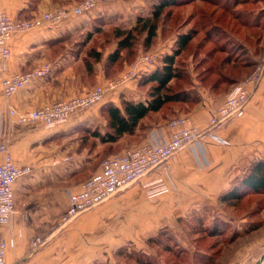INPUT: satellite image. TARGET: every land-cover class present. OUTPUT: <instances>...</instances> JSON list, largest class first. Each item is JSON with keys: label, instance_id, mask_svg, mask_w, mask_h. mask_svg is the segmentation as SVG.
<instances>
[{"label": "crops", "instance_id": "crops-1", "mask_svg": "<svg viewBox=\"0 0 264 264\" xmlns=\"http://www.w3.org/2000/svg\"><path fill=\"white\" fill-rule=\"evenodd\" d=\"M79 1L0 0V4L11 18L27 20L60 7H71ZM261 3L264 4V1ZM111 5H102L91 15L65 21L53 30L40 28L15 33L8 44L11 57L3 63L0 57V144L8 145L17 166L33 168L31 175L19 179L14 186L15 211L10 223L0 225V242L4 240L7 243V264H128L116 253L119 247L127 244L143 246L147 239L166 226L165 223L172 226L175 220L186 217L191 210L223 205L220 196L240 177L241 164L264 160V78L244 117L217 128L210 127V119L236 84L220 95L198 88L202 97L199 104L178 116L188 117L192 125L206 133L205 136L178 152L165 167L142 180L145 183L162 179L154 191L161 190L163 193L150 197L148 190L141 183H136L126 189L123 196L81 214L79 219L77 217L71 222V228L60 229L62 216L68 207V194L80 187L68 186L75 169L72 163L61 162L71 148L60 144L61 139L77 127L100 123L105 127L107 122L100 115L104 104L113 103L121 107L123 98L145 100L137 89L138 79L126 84L112 97V102L106 100L53 128L40 123L18 124L10 116L9 106L19 113L30 112L44 104L83 94L108 80L103 64L94 65L91 72L87 70L84 54L79 52L80 40L70 37L91 31L97 26L93 19L108 18ZM263 41L251 45V50L255 46L261 48ZM70 47L74 48L73 53ZM251 55L256 61V56L260 54L256 55L254 51ZM107 56L104 55V59ZM45 64L53 67L48 77L35 81L8 102L4 99V79ZM91 75L92 84L89 81ZM168 124L160 122L151 127L140 143L155 144L169 139L174 129ZM2 160L0 156V163ZM119 214H127L129 222L140 227L139 233L75 228L86 218L95 219L98 223L100 219ZM35 237L44 239L39 249L31 247ZM263 242L261 240L256 245H263ZM256 264H264V258Z\"/></svg>", "mask_w": 264, "mask_h": 264}, {"label": "trees", "instance_id": "trees-1", "mask_svg": "<svg viewBox=\"0 0 264 264\" xmlns=\"http://www.w3.org/2000/svg\"><path fill=\"white\" fill-rule=\"evenodd\" d=\"M201 1L205 7L198 9L196 13L199 17L198 21L191 29L177 35L174 40V50L171 55H166L163 58L162 65L158 68L155 67L154 71L142 77L139 90L145 93L146 99L136 101L123 98L121 107L113 103L104 104L101 113L107 122L105 131L97 130L91 133L87 130L93 140H97L103 146H109L110 150L113 145L124 140L132 142L131 144H141L140 142L151 127L160 122H170L178 118L179 114L188 113L199 104L202 97L198 88H204L215 95H220L232 85L239 83L245 74L251 72V67H254L255 64L251 58L248 59V54L240 53V58L232 57L233 55L229 54L228 33H230L229 30L232 31L231 29L235 30L236 28H238V32H241L242 28L251 30V45H257L264 37V23H260L262 18L260 14L263 15L264 12H259L254 20L255 23L249 25L248 22H240L239 13L236 9H232L233 6L238 7L239 4H244L242 1L235 0L230 6L222 5L216 0ZM194 2H198V0L190 1V3ZM253 2L255 3L256 0ZM178 6H181L178 0H160L155 4L156 9L153 16H138L134 27L116 29L114 33L116 46L106 59H104V50L98 51V47H91L87 53H83V61L87 70L91 72L94 65L100 63L104 65L108 79L118 76L124 66L126 67L128 63L132 64L140 56H136V60L132 59V51L133 56L137 52V35L145 34L146 48H151L158 38L159 22L162 15L168 8ZM226 13L232 16L227 22L224 21ZM197 17L192 15L191 21L196 20ZM89 42L90 40L87 41V43ZM87 43L80 44L79 52H84ZM255 49L257 51L256 46ZM242 58H245V61H241ZM89 81L91 84L94 83L92 75ZM251 196L264 197V160L252 163L249 173L240 182L235 179L231 188L220 196V202L227 207L237 208L241 202L247 201ZM206 219L203 214L197 217L199 223H204ZM210 226L212 225L203 226L204 229L201 231L209 234L210 237L223 235L222 227L215 225L214 231H209ZM257 228L256 225L251 230H257ZM192 233L199 235L195 231ZM202 237L199 235L194 242H202ZM170 238L168 241H174L173 248H175L177 240L175 237ZM150 239L148 241L155 242L156 240L155 237ZM196 246L193 253L187 251L186 248L179 247L182 254L178 252L177 255H181L180 257H176V249H172L174 256L171 259H174L175 262L181 261L183 256L187 263L197 261L198 264H207L205 263L207 260L201 257V251L197 249L198 245ZM167 251L170 254L168 249ZM217 256L218 251L212 259L215 260ZM134 261L135 264H154L149 257L146 259L135 258ZM175 262L174 264H176Z\"/></svg>", "mask_w": 264, "mask_h": 264}, {"label": "rangeland", "instance_id": "rangeland-1", "mask_svg": "<svg viewBox=\"0 0 264 264\" xmlns=\"http://www.w3.org/2000/svg\"><path fill=\"white\" fill-rule=\"evenodd\" d=\"M159 1L160 0H123L122 2L111 3L112 5L109 9L110 14L108 18L93 19L95 20L97 26H94L91 31H87L84 34L73 35L70 38L80 40L79 43H87V41L90 40V43H87L88 45H86V50H84L83 53H87L91 47H98L97 49L104 50V55L109 54L116 46V39L114 36L115 30L130 29L134 27L138 16H153L154 10L156 9L155 4L159 3ZM178 1L181 6L168 8L162 15L159 22L158 38L151 48H146L145 34L137 35L136 43L138 46L137 52L134 53L135 56H133L132 51L133 60L136 56L138 57L142 54H155L159 57V62L156 67H160L162 65L163 58L166 55L172 54L174 50V40L177 35L188 31L193 27L194 23L198 21L199 17H197L196 13L200 7H205L204 3L201 0L194 3H190L191 0ZM217 1L222 5L230 6L235 0ZM238 1H242L244 4H239L238 7L233 6L232 9H236L239 13L240 22H248L249 25H251V23H255L254 20L258 13L264 12V4H260V2H263L264 0H256L255 3L253 0ZM119 5L122 7H118ZM192 15H195L197 19L191 21ZM263 15L260 14V16H262L260 19L261 24L264 23ZM231 17L232 16L226 13L224 21H230ZM231 30L232 31L229 30L230 33H228V38L230 39L228 43V45H230L229 54L233 55L232 57L237 56L240 58V53H246V55L248 54L249 56H247L248 59L251 58L252 60L251 54L255 51L256 55H260L256 56V61H254V58L252 61L257 63L264 51V41L261 48L257 47V51L255 50V47L254 50H251V30H245L243 28L241 29V32L237 31L238 28ZM262 38V40H264V37ZM210 47L212 48L213 45ZM70 48H72L70 52L73 53L74 48ZM241 61H245V58H242ZM133 63L134 62H132V64ZM132 64L128 63L127 66L129 67ZM124 70L125 66L122 71L120 70V72H123ZM154 70L155 68H147L140 73L142 76L137 83V89L143 99L145 98V93L139 90V83L142 80V77ZM191 70L192 69L190 68V72ZM100 115L102 116V120L103 118L105 119L101 112ZM153 123L154 122L152 121V124ZM87 130L91 131V133L97 130L104 132L105 127L102 123L91 127H77L74 128L69 135H65L63 139H61L62 142L60 141V144L62 143L65 147H71L68 152L65 153V157L62 158L61 162L65 164L72 163L75 169L73 176L68 180V186H80L85 180L100 170L101 163L105 157L120 154L125 149L136 145V143L131 144L132 142L124 140L116 145H113L110 150L109 146H103L97 140H93L90 137V134L87 133ZM251 165V161L241 164V173H239L240 177L236 178L239 182L249 173ZM125 192L126 190L102 203V205L123 196ZM70 193L71 192H69V194ZM86 213H88V211L82 215ZM196 214H203L205 219H207L204 223H199L197 221L198 215ZM127 216V214H119L110 218L100 219L98 223L95 219L86 218L75 228L85 230H120L123 233L128 231L139 233L140 227L137 224L129 222L130 219H128L129 216ZM70 225L71 223L63 230L71 228ZM165 225L166 226L162 227L157 233L150 237L151 239L155 237V242L148 241L150 239L149 238L143 246H133L131 244H127L119 247V250L116 253H119L124 259L122 261L128 264H135L134 259L139 257H142L143 259L149 257L153 260L152 263L154 264H174L175 260L171 259V257L173 258L174 256L172 249H176L175 256L180 257L181 255H177L178 252L182 254V250L178 249L179 247L186 248L187 251L193 253L195 252V247H197L196 245H198L197 249L201 251V257H204V259L207 260L205 262L207 264H256L261 262L262 257L264 258V244L256 245L257 243H260L261 240L264 241V197L262 196H251V198L247 201L241 202L237 208L227 207L223 204L216 207H203L200 210H191L186 217L175 220L172 226H167L168 224L166 223ZM208 225H212L210 226L209 231H214L215 225L222 227V229H224L223 235L210 237L209 234H205L204 231H201L204 229L203 226L208 227ZM256 225L258 227L257 230H251ZM193 231L199 233L201 237L203 235L202 242H194L199 235H194L192 233ZM169 237H171L170 239L175 237L177 240L175 248H173L174 241H168ZM217 251L218 256L214 260L212 257H214ZM180 260L181 261H176L175 263L198 264L197 261H195V263L185 262L183 256Z\"/></svg>", "mask_w": 264, "mask_h": 264}, {"label": "built area", "instance_id": "built-area-1", "mask_svg": "<svg viewBox=\"0 0 264 264\" xmlns=\"http://www.w3.org/2000/svg\"><path fill=\"white\" fill-rule=\"evenodd\" d=\"M123 0H81L71 7H60L41 13L31 19L18 20L5 13L0 4V57L2 63L11 57L9 41L15 33L29 32L35 29H56L65 21L91 15L102 5L122 2ZM158 55L142 54L136 62L127 67L118 76L96 85L91 90L67 100L44 104L30 112L19 113L9 106V114L18 124L40 123L47 128L63 124L71 117L91 109L106 100H112L126 84L136 81L141 72L155 68ZM53 70L51 64H45L27 73H20L6 78L2 82V94L8 102L19 91L30 87L35 81L48 77ZM264 78V51L252 71L239 83L234 85L217 113L210 119V127L226 126L232 120L244 117L247 106ZM112 102V101H111ZM174 129L169 139L161 143H141L125 149L120 154L105 158L100 170L85 180L78 191L68 195V207L62 216L60 229H64L81 214L101 205L112 197L125 191L135 183H141L155 197L163 191H154L162 179L143 183L158 169L165 167L178 152L188 148L205 136L203 130L192 125L185 116L169 122ZM0 225L10 223L15 211L14 186L19 179L31 175V166L19 167L15 164L8 145L0 144ZM165 192V191H164ZM44 239L35 237L31 242L32 249L43 246ZM7 243L0 242V264H7ZM62 252V251H61Z\"/></svg>", "mask_w": 264, "mask_h": 264}]
</instances>
